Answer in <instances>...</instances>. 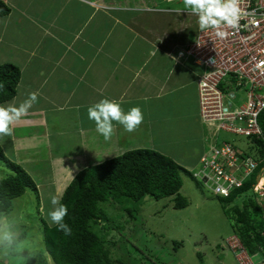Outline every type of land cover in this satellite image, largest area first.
Masks as SVG:
<instances>
[{
	"label": "crops",
	"instance_id": "obj_1",
	"mask_svg": "<svg viewBox=\"0 0 264 264\" xmlns=\"http://www.w3.org/2000/svg\"><path fill=\"white\" fill-rule=\"evenodd\" d=\"M1 1L10 12L0 17V62L7 56L20 72L16 96L1 105L38 96L2 140L39 201L40 188L60 198L79 171L135 149L198 168L208 145L195 83L202 70L176 58L198 20L183 0H126L120 14L100 13L92 0ZM105 98L125 112L139 107L137 130L114 122L110 139L98 134L87 109Z\"/></svg>",
	"mask_w": 264,
	"mask_h": 264
},
{
	"label": "trees",
	"instance_id": "obj_2",
	"mask_svg": "<svg viewBox=\"0 0 264 264\" xmlns=\"http://www.w3.org/2000/svg\"><path fill=\"white\" fill-rule=\"evenodd\" d=\"M9 12V8L0 0V17L7 16ZM19 80L20 72L17 67L10 64L0 65V84L3 85L0 88V105L16 96ZM258 123L262 136L239 138L245 144L242 147L233 144L236 157H250L255 160L262 158L264 111L260 114ZM250 142L255 147H247ZM0 160L11 173L0 181L1 217L12 211L13 200L21 197L26 189L37 194V188L29 175L19 165L5 157L1 149ZM198 168L187 172L169 157L148 148L127 151L79 171L60 195V202L68 209L64 221L71 227L72 234L65 236L58 230V226L49 228L45 225L42 238L44 253L50 256L53 264H113L106 254L105 239L95 231L100 221L106 219L100 206L110 202L112 198L121 197L141 204L149 199L155 202L171 199L173 209L183 210L188 206V202L180 194L182 174L190 175L191 179L195 180L193 173ZM258 173L259 169L241 188L233 190L228 197L215 199L225 208L226 215L233 222L232 235L239 239L247 255L264 258L263 209L256 203L252 190ZM195 182L201 186V182L196 180ZM203 190H206L205 187ZM240 199L241 207L237 204L232 205ZM133 211L126 212L135 220L137 211ZM22 239L21 234L19 242ZM182 245V242H172L174 252L182 248ZM198 257L201 258L200 255ZM30 263L46 264V260L39 257L31 259Z\"/></svg>",
	"mask_w": 264,
	"mask_h": 264
},
{
	"label": "rangeland",
	"instance_id": "obj_3",
	"mask_svg": "<svg viewBox=\"0 0 264 264\" xmlns=\"http://www.w3.org/2000/svg\"><path fill=\"white\" fill-rule=\"evenodd\" d=\"M92 2L97 4L100 13L120 14L124 12L126 8L124 3L127 1L92 0ZM167 3V0H163L159 4L163 7ZM143 10L141 8L136 12L141 15ZM6 58L7 56L1 60L0 65L10 64L6 62ZM186 59L180 56L178 61ZM199 68L202 71L195 82L196 88L204 70L203 67ZM197 103L199 116L201 109L198 90ZM224 139L241 147L245 144L237 137ZM0 149L9 159L5 153L8 150L7 145L2 137ZM9 174L10 171L0 160V181ZM182 183L180 194L188 202V206L183 210L173 209L171 199L158 202L149 199L141 204L121 197L112 198L110 202L100 206L106 219L100 221L95 231L105 239L106 254L113 264H236L234 256L224 243L234 232L233 222L226 215L225 208L208 190H203L202 184L199 186L192 180L190 175L182 174ZM35 195L34 191L26 189L21 197L13 200L12 211L0 217L14 224L20 236L21 234L23 236L14 251L6 253L4 249H0V264H25V257H28L26 264H31V259L39 257H44L46 264H53L50 256L44 253L42 239L43 227L54 226L48 218V212L53 207L50 203L53 193L47 188H40V201ZM236 204L241 207V199L232 205ZM133 210L137 211L135 220L126 212ZM172 242H182V248L174 252Z\"/></svg>",
	"mask_w": 264,
	"mask_h": 264
},
{
	"label": "built area",
	"instance_id": "obj_4",
	"mask_svg": "<svg viewBox=\"0 0 264 264\" xmlns=\"http://www.w3.org/2000/svg\"><path fill=\"white\" fill-rule=\"evenodd\" d=\"M238 5L243 15L236 29H224L229 33L226 39L197 25L193 39L177 57L204 69L197 90L208 145L193 177L213 196L226 198L259 169L252 190L264 220V185L257 186L264 180V154L260 160L238 158L233 143L224 139L262 136L258 119L264 111V0H238ZM247 147L255 145L250 142ZM225 245L236 264H264V258L248 256L235 235Z\"/></svg>",
	"mask_w": 264,
	"mask_h": 264
},
{
	"label": "clouds",
	"instance_id": "obj_5",
	"mask_svg": "<svg viewBox=\"0 0 264 264\" xmlns=\"http://www.w3.org/2000/svg\"><path fill=\"white\" fill-rule=\"evenodd\" d=\"M183 7L197 17L200 30L214 29L216 37L221 40L229 35L224 29H236L243 15L238 0H183ZM2 87L0 84V88ZM37 99V93L32 92L17 105H0V137L12 135L13 124L26 116ZM87 115L88 119L94 122L96 132L105 140L113 135L114 122L122 126L124 131L131 133L137 130L144 119L139 107H132L125 112L119 102L107 98L88 107ZM50 203L53 206L48 212L50 222L58 226V230L65 236H70L72 229L64 221L68 214L67 207L56 195L51 197ZM19 240L20 233L16 226L0 219V249H4L6 253L14 251ZM27 260L28 257H25V264Z\"/></svg>",
	"mask_w": 264,
	"mask_h": 264
},
{
	"label": "bare ground",
	"instance_id": "obj_6",
	"mask_svg": "<svg viewBox=\"0 0 264 264\" xmlns=\"http://www.w3.org/2000/svg\"><path fill=\"white\" fill-rule=\"evenodd\" d=\"M264 185V180L263 179H261L259 182H258V187H262Z\"/></svg>",
	"mask_w": 264,
	"mask_h": 264
}]
</instances>
